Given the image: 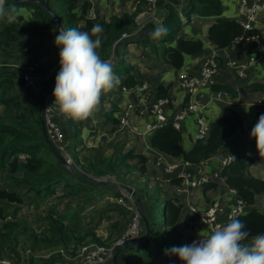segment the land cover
I'll list each match as a JSON object with an SVG mask.
<instances>
[{
  "label": "trees",
  "instance_id": "trees-1",
  "mask_svg": "<svg viewBox=\"0 0 264 264\" xmlns=\"http://www.w3.org/2000/svg\"><path fill=\"white\" fill-rule=\"evenodd\" d=\"M44 1L49 3L57 18H54L42 5L15 0H7L5 4L6 10L13 5L17 9L15 21L4 22L8 20L0 18V103L5 106L4 112L0 114V168L5 169L10 174L8 177L9 186H0V201L22 204L24 202V190L40 198L41 195L48 197L56 194L58 185H64V193L69 189L76 200L80 202L79 204H82V208L75 210L73 214H71V210L60 214L55 207L50 208L46 215L48 230L39 233L24 221L8 220V205H0V264L67 263L64 252L66 251L68 254L72 250L71 256L74 257L76 255L75 250L80 243L107 244L98 237L94 227L86 228L84 226L81 212L92 202L95 196L93 197L91 194L94 191L100 193L112 190L120 194L117 187L96 183L95 177L115 175L118 179L115 173L118 171V166L124 163L118 157H107L101 153L92 158L84 157V162L81 163L76 152L73 154L76 169L73 171L65 169L46 141L39 106L28 109L19 96L7 97L9 91L16 87L20 89L26 87L24 74L19 69L12 68V62H25L27 65H35L41 62L45 56L44 37L46 32L54 30L59 34L58 20L61 27L66 28L62 17L64 12L67 18L66 23L79 31L91 34L93 25H102L103 32L100 34L102 44L97 51L103 60L109 59L114 54L112 62V66L115 65L114 70L119 73L124 72L126 75L120 83V88L129 90L134 88L138 82L136 76L130 73L132 66L126 65L123 57L117 58L116 49L119 43L122 40L151 42L153 39L149 33L159 24H163L169 30L167 35L162 37V42H172L184 25L174 0H156L154 18L148 21L137 34L122 38L123 33L130 34L138 28L136 18L141 11L140 8L133 13H124L121 16L114 15L109 22H106L98 18L90 19L87 17L92 7L89 1H84L81 7L79 0ZM145 1L148 0H140V2ZM23 8L30 12L29 17L21 13L20 10ZM162 11L165 12V15L162 22L157 23L156 15L157 13L161 15ZM223 12L224 6L221 0H189L188 15L198 13L217 17L209 27L208 35L216 49L230 47L235 39L244 33H258L256 29L244 31L240 21L223 16ZM81 22H84L83 25L78 26ZM14 46H16L14 51H10ZM153 47L158 48L156 44ZM204 50V43L201 39L179 36L176 46H164L163 55L169 64L180 69L184 65L185 54L198 55ZM49 85L50 80H44L42 93L36 98L37 102H40L44 90ZM171 86V84H159L156 88V98L170 99L169 90ZM246 87L251 91L264 92V82L262 81L252 82ZM212 90L214 92L224 91L232 97L238 96V90L228 84L215 83L212 85ZM12 112H15L14 119H10ZM108 121L113 122L114 129L121 124V120L114 116V113L107 114L105 122ZM238 124L239 120L235 116H220L210 121L209 134L206 139L195 141L189 151H184L182 131L175 128L171 121H168L152 133L149 137V144L172 157H183L185 162L196 166L216 156L226 138L234 132ZM130 155L132 158H138V167L125 163L128 169L131 170L133 167L140 176L145 175L148 159L142 154L130 153ZM77 164L82 166L83 171L78 170ZM251 164L252 161L235 156V159L226 164L219 172L220 176L225 178L227 185L236 191L238 199L242 200L246 206L254 205L256 197L264 195V179L251 172ZM18 174L21 175L18 176ZM171 181L180 183L182 179L172 178ZM137 193L139 194V191ZM139 195L144 202L145 212L151 224V236L146 241L123 250L119 256V264H139V262L134 263L127 258L128 253L135 252L140 254L138 259L140 262L155 264V261L161 258L167 249L177 246L182 238L181 232L175 227L182 208L180 204L176 203L177 200L168 198L158 208L156 206V203L159 202L158 194H153L148 198L146 195ZM155 212L164 216L163 225L158 224ZM238 216V219L246 225L245 230L249 231L250 235L264 233L263 212L250 210L238 214ZM167 227L172 229L168 230ZM171 234L175 236V239L167 237ZM21 237L24 240L25 245L22 246L26 257H23L24 254L19 249ZM165 237L167 238L164 240H157V238ZM152 242H158L156 253L151 249ZM57 247L62 250L50 253L47 258L38 254L42 253L43 250ZM11 253L14 257L11 256Z\"/></svg>",
  "mask_w": 264,
  "mask_h": 264
},
{
  "label": "crops",
  "instance_id": "crops-1",
  "mask_svg": "<svg viewBox=\"0 0 264 264\" xmlns=\"http://www.w3.org/2000/svg\"><path fill=\"white\" fill-rule=\"evenodd\" d=\"M84 1L91 2V9L96 12L99 17L98 19L106 22H109L114 15L121 16L124 13H133L138 8L141 10L137 17L138 19L143 17V15H150L152 12L151 3L149 1L79 0L80 7ZM174 1L175 5L179 8L184 25L172 42L164 43L162 42V38L154 41L152 40L148 43L138 42L137 40H131V42H128L129 40H122L117 46V58L120 56L123 57L125 59V64L132 66L130 73L137 78L138 83L136 87L127 90L120 88L119 84L112 90L102 94L100 100L101 105L99 104L101 107H98V110L95 111L90 118L83 121H73L70 119L64 123L68 135L67 143L69 147H71L72 153L77 152L79 162L81 163H83L84 160L81 159L79 154H85L87 152L86 150L94 149V151H97L92 154L86 153V157H95L101 152L100 147L108 145L110 141L115 143L124 141L119 145V151L117 149L114 154L115 157L123 160L126 164L128 160L132 158L130 153L136 155L142 154L148 159L146 174L140 176L138 173L139 175L137 176L140 177L139 182L136 177L133 180L135 184H138L136 185L137 187L135 185H125L130 186L137 192L139 191V194L146 195L147 198L153 194H158V201H161L162 205L164 200L168 198H175L177 200L176 203L182 206L180 218L175 226L182 234L181 241L176 246L179 247L186 244L190 245L193 241L209 235V228L197 222V217L191 213V205L204 208L208 206L213 199H218L222 206V210L218 216L219 221L227 224L229 217L233 215V210L238 204L236 191L230 188L225 182V178L219 174L225 159L230 156H239L247 161H252L250 167L251 172L255 176L264 179V156H260L256 148L255 138L250 135L259 117L264 114L263 107L256 105L259 99H264V92L251 91L246 87L255 81L264 82V63L253 65L245 70L244 75H241L240 67L242 64L246 63L249 54L255 50V45L251 43H242L239 45H232L225 49H216L214 44L209 40L208 35L209 27L215 22L217 17L200 15L198 13H191L188 15L189 0ZM221 1L224 6L223 16L240 21L241 13L239 4L241 0ZM258 1L262 5V10L258 21L254 25V29L258 30V33L264 34V0ZM155 10L154 16L156 13ZM20 11L25 16H30V12L27 9L23 8ZM160 14L161 15L157 13L156 15L157 23L162 22L165 12L162 11ZM83 23L84 22H81L78 26H82ZM179 36H184L189 39H201L204 43L205 50L198 55L185 54L183 67L176 69L169 64L167 58L163 55V48L164 46H176ZM55 38L56 37H54V39ZM155 44L158 48L153 47ZM209 56H215L220 65L214 77V84H228L238 90V96L232 97L227 93L223 99H218L215 97V92L212 88L204 89L199 93L200 103L203 106V113L209 121L215 120L220 116H235L238 118L239 124L234 132L226 138L216 156L194 166L191 163L185 162L183 157L175 158L151 147L149 144V137L154 131L148 132L147 126L148 124L155 123L157 120L156 117L153 116L150 108L156 98V88L158 85H172L169 90L170 103L166 109L169 115L179 112L186 104L188 98L187 92L178 86L179 72L186 70L190 73H197L204 60ZM56 60L57 59L53 60L52 66L45 65V72L54 71L56 69V66L60 64V62L55 63ZM19 71L22 72L21 69H19ZM113 72L120 77L121 81L126 77L124 72L119 73L115 71L114 68ZM143 84L147 85L148 90L140 95L138 90ZM38 90L37 93L39 94L40 89ZM109 113H114V116H116V113L121 116H126L128 126L124 127L120 124L114 129L112 121L105 122L107 120V114ZM109 124H112V126H108ZM106 126L110 128L108 133L105 131ZM197 129L196 116L191 115L184 120L182 129V144L184 151H189L193 147L195 143L193 134L196 133ZM114 154L111 153L106 156L110 157ZM133 158L137 159V157ZM172 165H176V168L169 171L168 167ZM131 169L132 170L126 168L123 171L128 170L130 173L134 172L135 174L138 172L133 167ZM182 170L193 172L199 177L205 176L210 182L187 191L181 182L171 181L172 178L181 179L179 172ZM121 174L123 177H126V173L122 172ZM140 182L146 184V188L140 186ZM152 188L153 192L155 190V193H152ZM94 192L91 194L93 197L95 196L94 198L92 197L93 200L98 203L99 200L103 199L102 202L108 207L105 209V212L98 214L99 218L92 227L95 228L94 231L98 237L105 242L108 236H112V231L114 233L112 237H116L117 239L130 222L129 212H126L122 205L117 202V198L120 196L121 191L118 188L120 194L112 190L102 191L100 193L97 191ZM101 194L102 196L100 197ZM2 203L8 204V202L0 201V205ZM77 203L81 205L82 208V204H79V201H77ZM86 208L84 210H86ZM250 210H258L264 213V195H258L254 205L245 206V213ZM167 229L171 230L172 228L167 227ZM168 237L175 239V236L172 234ZM164 239L166 238H157V240ZM152 243H155L156 250L153 248V244H151V249L156 253L158 251V242ZM127 256L129 260H135L137 263H140L138 260L140 256L139 253H128ZM159 259L160 261L158 264H182V261H180L178 257L166 255V251ZM142 262L144 263V261Z\"/></svg>",
  "mask_w": 264,
  "mask_h": 264
},
{
  "label": "built area",
  "instance_id": "built-area-1",
  "mask_svg": "<svg viewBox=\"0 0 264 264\" xmlns=\"http://www.w3.org/2000/svg\"><path fill=\"white\" fill-rule=\"evenodd\" d=\"M148 1L151 3L152 10L150 15H143L141 18H137L138 28L130 34L123 33L122 38H128L133 34H137V32L143 29L148 21L154 18L156 0ZM239 10L241 13L240 23L244 27V31L253 30L262 10V5L260 2L258 0H241L239 4ZM87 17L90 19H96L97 14L93 9H90ZM242 43H251L255 45V50L249 54L246 63L242 64L240 67V74L244 75L246 69L252 67L253 65L264 63V34L244 33L237 37L232 45H239ZM113 58L114 54L109 59H107V61L112 64ZM37 66H39L38 63L35 65H30L27 67L29 71L27 70V72H23L26 86L33 87L35 84L40 83L41 79L50 80L49 90L43 102L44 112L42 110L46 131L57 149L65 154L67 162L74 164V158L71 156L68 150L69 145L66 141V126L64 123L70 119L66 118L59 112L58 106L55 104V97L53 95L56 76L59 73L61 66L58 64L54 71H48L45 74L43 73L44 71L39 70ZM219 68L220 65L216 57L209 56L204 60L200 70L197 73H190L186 70L180 71L178 75V86L184 89L188 94L186 104L180 109L179 112L169 115L166 108L170 103V99L155 98L150 110L157 120L155 123L148 124L147 131H155L168 121H171L175 128L182 131L184 120L187 119V117L194 115L196 116L198 129L193 135V139L194 141L206 139L209 134L210 121L203 113V106L200 103L199 93L204 89L212 88V85L214 84V77ZM35 69L38 71L36 72ZM147 90V85L143 84L139 87L138 93L142 95ZM226 94L227 93L224 91H217L215 92V97L218 99H223ZM256 105L263 107L264 109V99H259L256 102ZM116 116L121 120L122 126H128V120L126 116H121L118 113H116ZM60 117H63L64 120H60ZM232 157L235 156H230L223 161V167L234 160ZM175 168L176 165H172L168 167V170L172 171ZM179 175L182 179L181 183L187 191L210 182L207 177H199L195 173L188 170L180 171ZM95 180L97 182L118 183V179L115 175H102L95 177ZM120 191L121 194L117 198V202L131 214V219L126 229L112 243L100 244L93 242L82 245L80 249L76 251V255L73 257V259L76 261V264H112L113 256L119 247L129 244L132 240H135L143 234L144 229L142 215L134 196L125 189H120ZM237 203L238 204L236 208L233 210V214L245 213L244 208L246 205L240 199H238ZM221 210V202L218 199H213V201L204 208H200L196 205L190 206V211L197 217V222L209 228V234H211L212 230L217 224L226 225L218 219ZM205 221L207 222L205 223ZM55 264L68 263L57 262Z\"/></svg>",
  "mask_w": 264,
  "mask_h": 264
},
{
  "label": "clouds",
  "instance_id": "clouds-1",
  "mask_svg": "<svg viewBox=\"0 0 264 264\" xmlns=\"http://www.w3.org/2000/svg\"><path fill=\"white\" fill-rule=\"evenodd\" d=\"M5 4L6 0H0V18L15 21L17 9L13 5L6 10ZM168 31L159 24L149 35L156 40ZM102 32L100 24L93 25L91 34L75 28H60L55 38L61 68L53 95L59 112L73 121L90 118L98 110L102 94L121 83L112 64L101 59L97 51L102 44ZM250 135L255 138L260 156H264V114ZM238 217V214L231 215L226 225L217 224L208 236L190 245L167 249L166 255L178 257L182 264H264V233L250 235Z\"/></svg>",
  "mask_w": 264,
  "mask_h": 264
},
{
  "label": "rangeland",
  "instance_id": "rangeland-1",
  "mask_svg": "<svg viewBox=\"0 0 264 264\" xmlns=\"http://www.w3.org/2000/svg\"><path fill=\"white\" fill-rule=\"evenodd\" d=\"M56 4L58 5V3H56ZM62 17H63V23L66 24V28L65 29L67 30L69 28H73L69 23H66L67 22V18H66V14L64 12L62 13ZM97 18H99V17L97 16ZM4 22H10V21L8 20V21H4ZM57 35H58V33L55 32L54 30H52V31L48 30L46 32L45 37H44L45 56H44V58H43V60L41 62H38L39 66H37L39 70L44 71L43 72L44 74L46 73L45 72V67H46L45 65L52 66V62L55 59H57L55 61V63L60 62V57H59L60 49L55 44V41H54L55 40L54 37H56ZM15 48H16V46L11 48L10 51H14L13 49H15ZM43 64H44V67H43ZM28 66H30V65L25 64V62L20 63V62H15V61H13L12 65H11L12 68L21 69L22 73L23 72H27V70H28L27 67ZM0 69H1V67H0ZM35 71L37 72L38 70L35 69ZM43 82H44V79L43 80L41 79L40 83L35 84L33 87L26 86V87H24L22 89H20L19 87H16L14 90L9 91V93L7 94V97H10V96H13V95H17V96H19V98L21 99L22 103L25 105L26 108L30 109V108H33V107H37V106H39L40 102H37L36 98L39 97V95L42 93L41 90L43 89ZM38 89H40L39 94L37 93ZM33 93H35V94H33ZM0 95H1V92H0ZM100 105L98 107H101ZM4 110H5L4 104L0 103V114H2L4 112ZM42 110L44 112V109H42ZM263 111H264V109H263ZM10 117H11L10 119H14L15 118V112H12ZM43 119H44V117H43ZM60 120L63 121L64 118L60 117ZM44 124H45V121H44ZM108 126H112V124H109ZM108 126L105 127V131L107 133H108V131L110 129ZM66 141H68L67 133H66ZM122 142H124V141H122ZM122 142L120 141L118 143H115V142H111L110 141L108 143V145H106L104 147H100L101 148L100 149V151H101L100 153L105 155V156L106 155H110L111 153L114 154V153H116L117 149L119 151V145ZM54 146H55V144H54ZM68 150H69V153L71 154V156L73 155V153H75V152L72 153L71 147H68ZM86 151H87L86 153L92 154V153H95L97 150L94 151V149H91V150H86ZM86 153L85 154H79L81 159L84 160L83 156L86 157V155H87ZM110 157H115V154L110 156ZM73 158H74V155H73ZM73 161H74V164H76L75 163V158H74ZM137 163H138V158L137 159L130 158L128 160V162H127L128 165H134V166L138 167ZM77 166H78V170L83 171L82 166H80L78 164H77ZM126 167L127 166H126L125 163H121L118 166V171L115 173L118 176V178H119L118 182H122L124 184H129V185H133V186L134 185L135 186L138 185L137 183L135 184V182L133 181L135 179V177H136L137 181L139 182V178L140 177L137 176V175H139L138 172H136V174H135L134 172L130 173V171H128V170L127 171H123L124 169H126ZM119 171H122V172L126 173V177H123L122 174L119 173ZM20 175L21 174H18V176H20ZM9 176H10V174H9L8 171H6L3 168H0V186H9V184H10L9 181H8V177ZM139 185L144 187V188H146V184H144L142 182H140ZM24 189H26V188H24ZM67 190L68 191L64 193V185H58V190H57L56 194H54L52 196H48V197H45V196L41 195L40 198L36 197L33 193H27V191L24 190V192H25V194H24V202L22 204H17V203L5 204V205H8V207H9L8 210H7V219L8 220H16V219H18L20 221L26 222L28 225L33 227L39 233L40 232H46L48 230L47 229L46 215L48 214L50 208L55 207L56 210L60 214L66 213L68 210H71V214H73V213H75L74 212L75 210L81 209V205H78L76 198L71 194L69 189H67ZM21 191L23 192V189H21ZM151 191H152V193H155V190L153 192V188H152ZM94 194H95V192H94ZM101 196H102V194L100 195V197ZM102 200L103 199L99 200L98 203L95 200H92L93 201L92 204L89 203L86 206L87 207L86 210H83V212H81V214L83 213L82 217L84 219V226L86 228L92 227V225L95 224V222L99 218L98 214L105 212V209L108 207V206H106V204L104 202H102ZM161 203L162 202L159 201L158 203H156V206L159 208L161 206ZM85 204H87V203H85ZM1 205H4V204L2 203ZM155 216L157 217L158 224L159 225H163V217H162L161 213L157 214V212H155ZM94 217H95V219H94ZM130 219H131V214H130ZM130 219H129V221H130ZM65 222L67 223L68 221H65ZM113 234L114 233L112 231V236H113ZM112 236L111 237L108 236V238L105 239L106 240L105 243L114 242L116 237H112ZM167 237H165V238H167ZM84 244L85 243H80L78 245L77 249L75 250V252L78 249H80V247L82 245H84ZM22 245H25L23 237H21V239L19 241V246H20L19 249H20L21 253L24 254L23 257H26V253L24 252V250H23L24 247ZM153 248H155V243L153 244ZM60 250H62L60 247L50 248V249L43 250L42 253H38V254L40 256H42V257L47 258L50 255V253L55 252V251H60ZM155 250H156V248H155ZM71 251L72 250H70V252L68 254L65 251L64 252V254H65L64 258H65L67 263L76 264L75 259H73V257L71 256ZM133 254H138V253L135 252ZM11 256L14 257V255L12 253H11ZM15 258H17V257H15ZM131 261L136 262L135 260H131ZM159 261H160V259L157 260V262L156 261L155 262L158 264ZM139 264H145V262L144 263L140 262Z\"/></svg>",
  "mask_w": 264,
  "mask_h": 264
},
{
  "label": "water",
  "instance_id": "water-1",
  "mask_svg": "<svg viewBox=\"0 0 264 264\" xmlns=\"http://www.w3.org/2000/svg\"><path fill=\"white\" fill-rule=\"evenodd\" d=\"M15 1H18V2L26 1V2H30V3H35V4L42 5V6H44L47 9V11L54 18H57V15L50 8L49 3L47 1H44V0H15ZM57 26H58V29L62 28L61 27V23H60L59 20L57 21ZM48 90H49V86L45 89L44 93L42 94L41 101H40V104H39V114H40V117H41V122H42V125H43V129H44V135H45V138H46V141H47L48 145L50 146V149L52 150L53 154L58 159L60 164L65 169H67L68 171H73L74 169H76V165L67 162L65 154L60 152L54 146V144L51 142V140L49 139L48 134L46 132V127H45L44 119H43V116H42V109H43V102H44V99H45V96H46ZM95 182L98 183V184L105 185V186H111V187H117L119 189H125L126 191L130 192L134 196V198L136 200V203L138 205V208H139V210L141 212V215H142V221H143V224H144L143 228L145 229V231H144V233L142 235H140L135 240H132L129 244L124 245L122 247H119L117 249V251L115 252V254L113 256L112 264H119V256H120V254H121V252L123 250H125L126 248H128L130 246L138 245V244L146 241L151 236V224H150V221H149V219H148V217L146 215V212H145L144 202H143L141 196L133 188H131L128 185L122 184V183H107V182H97V181H95Z\"/></svg>",
  "mask_w": 264,
  "mask_h": 264
}]
</instances>
